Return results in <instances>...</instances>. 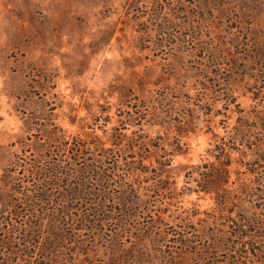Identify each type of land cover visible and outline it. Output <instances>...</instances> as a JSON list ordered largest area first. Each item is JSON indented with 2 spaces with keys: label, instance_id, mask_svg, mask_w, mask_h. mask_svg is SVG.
<instances>
[{
  "label": "rangeland",
  "instance_id": "obj_1",
  "mask_svg": "<svg viewBox=\"0 0 264 264\" xmlns=\"http://www.w3.org/2000/svg\"><path fill=\"white\" fill-rule=\"evenodd\" d=\"M164 91L170 98L189 93L192 102L202 99L181 102L189 123L181 134L175 121L153 125L151 115L143 125L174 154L164 174L174 206L163 222L136 211L129 232L120 228L125 215L118 202L85 207L96 223L90 230H80L82 212L73 209L71 229L89 253L67 264H109L120 247L134 246L132 235H144L137 245L143 264H236L222 249L210 258L201 246L184 248L179 233L186 217L200 229V220L218 213L213 196L184 192L196 186L186 184L191 166L215 161L208 151L216 140L241 127L246 140L264 150V0H0V209L8 199L10 186L3 182L9 170L28 176L33 160L63 140L96 136L111 147L120 120H127L131 135L139 127L127 113L135 117V105H158ZM245 151L246 157L233 153L232 180L246 171L243 161H255ZM152 159L158 166L156 155ZM152 200L158 212L163 198ZM10 251L1 249L0 258ZM35 251L31 264L41 262ZM67 253L61 248L60 259Z\"/></svg>",
  "mask_w": 264,
  "mask_h": 264
},
{
  "label": "trees",
  "instance_id": "obj_2",
  "mask_svg": "<svg viewBox=\"0 0 264 264\" xmlns=\"http://www.w3.org/2000/svg\"><path fill=\"white\" fill-rule=\"evenodd\" d=\"M159 95L163 98L158 105H135V117L127 113V117L133 119L132 124L139 127L131 135L125 133L129 130L127 120H120V128H113L111 147L96 136L91 140H63L60 145H50L47 153L33 160L28 176L16 177L14 171H8L3 184L10 186V190L7 203H2L4 208L0 209V250L10 248L11 251L0 258V264H19L18 258L31 264L36 259V249L42 255L39 264L72 263L80 254H88L89 249L85 250L87 245L81 234L71 229L73 209L82 212L83 218L77 220L83 226L80 230H90L96 223L91 225V215L85 207L97 201L96 210L105 209L110 201L120 203V212L125 215L120 220L123 232L131 231L130 222L136 218V211L157 215L163 222L162 217L170 206H174L169 179L164 178L166 169L172 166L174 154L162 143L161 136L152 137L143 125L153 121V125L171 126L175 121L174 126L181 134L189 125L182 114L185 108L181 102L191 106L202 99L192 102L193 97L189 93H175L171 98L165 91ZM149 115L151 121L147 120ZM110 120L109 117L107 122ZM193 120L192 114L190 123ZM177 140L174 151L178 149L179 152L180 139ZM245 149L256 156L255 161H243L246 171L236 173L240 177L232 180L233 153L246 157L249 154ZM262 150V143L247 141L242 128H235L233 136L216 140L208 151L215 161L191 166L186 174V184L196 183V186H186L184 192L213 196L218 213L213 212L200 220L197 223L200 229L190 216L183 219L184 227L179 239L184 248L201 246L202 252L210 258L222 249L236 264H264V165L258 164L264 160ZM153 155H156L158 166L153 162ZM241 175H250L253 179L241 178ZM30 183L34 189L28 185ZM91 183L97 184L98 188L89 189ZM156 197L163 198L158 212L152 205L156 202L152 199ZM165 203L169 206H164ZM19 217L23 219L18 222ZM132 236L137 241L134 246L127 251L120 247V253L114 255L109 264L146 262L142 248H137L143 243L144 235ZM61 248H68L69 252L62 259L59 256ZM125 252L127 254L123 257Z\"/></svg>",
  "mask_w": 264,
  "mask_h": 264
}]
</instances>
